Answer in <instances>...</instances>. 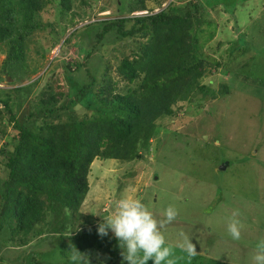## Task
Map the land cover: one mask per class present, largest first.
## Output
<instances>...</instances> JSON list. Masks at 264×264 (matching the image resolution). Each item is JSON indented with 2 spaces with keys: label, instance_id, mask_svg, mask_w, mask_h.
<instances>
[{
  "label": "trees",
  "instance_id": "trees-1",
  "mask_svg": "<svg viewBox=\"0 0 264 264\" xmlns=\"http://www.w3.org/2000/svg\"><path fill=\"white\" fill-rule=\"evenodd\" d=\"M125 1L126 9L119 13L122 17L84 25L64 38L61 49L77 46L78 60L62 64L61 79L48 77L34 91L38 78L21 85V78L29 79L36 69L26 67L24 48H28L32 33L43 29L40 13L48 4L56 3L73 24L72 1L0 0V48L5 53L0 83L11 86L0 87V114L7 117L14 132L0 146V171H5L0 176V250L7 241L23 247L32 237L50 235L58 236L62 244L54 239L56 250L46 256L55 258L58 252L71 259L72 253L65 250L76 244L79 252L105 249L112 262L124 264L118 240L110 231L99 236L98 225L88 226L69 239L63 236L74 225L72 215L88 191L92 162L141 159V150L154 136L159 119L174 118L178 106L197 95L213 99L230 93L228 80L217 90L210 81L203 83L211 74L209 69L217 70L220 62L210 63L198 53V36L210 29H203L199 20L202 10L215 7L233 16L236 2L245 0L211 4L208 0H177L180 5L169 2L166 6H162L164 0ZM134 12L146 14L131 15ZM83 34L94 35L96 43L113 34L120 42L118 49L108 51L114 63L106 59L98 75L86 66L95 46L81 47ZM54 41L50 47L57 43ZM125 46L130 54L122 50ZM243 48L240 45L237 51ZM55 69L50 74L57 73ZM81 70L87 79L79 82L75 76Z\"/></svg>",
  "mask_w": 264,
  "mask_h": 264
},
{
  "label": "rangeland",
  "instance_id": "rangeland-1",
  "mask_svg": "<svg viewBox=\"0 0 264 264\" xmlns=\"http://www.w3.org/2000/svg\"><path fill=\"white\" fill-rule=\"evenodd\" d=\"M71 1L73 24L56 3L46 5L40 13L43 29L35 30L24 48L26 67L36 69L29 79L21 78V85L38 78L36 91L48 77L61 79V65L78 60L79 54L75 45L61 49L62 40L76 28L81 31L84 25L122 17L119 13L126 9L125 0ZM169 2L181 4L164 0L162 6ZM213 2L217 0L207 1ZM234 6L233 16L221 7L202 10L201 26L210 29L198 36V53L210 63L220 62L217 70L209 69L211 74L203 83L210 81L217 90L228 80L230 93L213 99L197 95L179 105L174 118L159 119L154 136L141 150V159H95L87 176L88 193L72 215L74 225L65 230L64 237L69 239L88 226L98 225L102 217L114 212L119 199L138 198L158 221L165 220L167 207L178 210L176 219L161 227L166 244L172 248L173 264H251L254 243L264 236V0H245ZM212 34L214 37L207 40ZM82 39L84 49L95 46L86 65L92 72L100 74L106 59L114 63L108 51L118 49L120 42L113 34H106L98 43L92 34H83ZM54 40L57 43L50 47ZM240 45L244 48L238 52ZM122 50L130 54L129 46ZM4 58L0 48V64ZM53 68L58 72L50 74ZM111 75H116L113 67ZM86 79L83 70L76 73L75 80ZM0 87L11 86L2 82ZM11 128L7 117L0 114V146L14 133ZM3 173L0 171V176ZM237 211L243 224L238 241L229 237L226 223ZM53 237H32L23 247L7 241L0 250V264H74L58 252L55 258L45 255L56 250L54 239H60ZM184 237L195 248L192 256L183 251ZM74 247L78 249L76 244L66 247V253L70 255ZM81 253L88 256L89 264H116L105 249L84 248Z\"/></svg>",
  "mask_w": 264,
  "mask_h": 264
},
{
  "label": "clouds",
  "instance_id": "clouds-1",
  "mask_svg": "<svg viewBox=\"0 0 264 264\" xmlns=\"http://www.w3.org/2000/svg\"><path fill=\"white\" fill-rule=\"evenodd\" d=\"M164 215L165 220L158 221L141 199L123 197L116 202L115 210L111 215L102 217V222L97 226V233L101 237L107 236L109 231L112 233L119 242L124 264H148L149 261L152 264H173L170 259L172 248L166 244L161 227L165 223L173 222L178 210L174 206H169L165 209ZM226 223L229 237L232 240H240L243 224L239 219V212H234L226 218ZM181 236L183 237L184 234L181 233ZM182 247L189 256L195 252L194 246L187 237H184ZM71 261L74 264H89L88 256L75 247L72 249ZM250 261L251 264H264V236L255 241Z\"/></svg>",
  "mask_w": 264,
  "mask_h": 264
},
{
  "label": "water",
  "instance_id": "water-1",
  "mask_svg": "<svg viewBox=\"0 0 264 264\" xmlns=\"http://www.w3.org/2000/svg\"><path fill=\"white\" fill-rule=\"evenodd\" d=\"M226 164H227V163H226ZM226 164H224V165H226ZM220 169H224L222 165H220Z\"/></svg>",
  "mask_w": 264,
  "mask_h": 264
}]
</instances>
